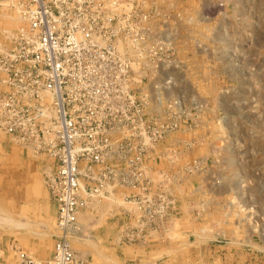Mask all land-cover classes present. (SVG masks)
<instances>
[{"label":"built area","instance_id":"obj_1","mask_svg":"<svg viewBox=\"0 0 264 264\" xmlns=\"http://www.w3.org/2000/svg\"><path fill=\"white\" fill-rule=\"evenodd\" d=\"M120 2L17 0L25 27L0 49V132L55 162L45 184L58 209L50 258L18 250L17 264H92L74 246L79 215L115 195L137 207L120 243H145L173 220L175 199L150 175L172 129L156 96L173 84L169 36L158 54L153 16Z\"/></svg>","mask_w":264,"mask_h":264},{"label":"rangeland","instance_id":"obj_2","mask_svg":"<svg viewBox=\"0 0 264 264\" xmlns=\"http://www.w3.org/2000/svg\"><path fill=\"white\" fill-rule=\"evenodd\" d=\"M118 1L150 12L158 54L167 30L165 50L172 62V88L156 95L165 100L162 116L172 129L157 143L156 170L150 175L175 199L173 220L145 240L158 251L144 259L160 264L178 255L181 264H212L204 260L218 246L220 256L232 252L237 258L223 264H242L246 253L245 262L264 264V0ZM23 27L17 0H0V49ZM21 176L12 180V187L18 186L13 205H0V230L11 234L0 237V264H17L18 250L9 246L14 241L46 260L56 238L50 234L56 228L51 215L39 221L27 212L33 198L23 196L27 183ZM115 196L92 208L104 209V220L122 216L125 223L127 211L135 214L137 207ZM81 213L84 237L74 246L82 255L91 250L98 264L95 250L109 256L107 242L93 231L96 211Z\"/></svg>","mask_w":264,"mask_h":264},{"label":"crops","instance_id":"obj_3","mask_svg":"<svg viewBox=\"0 0 264 264\" xmlns=\"http://www.w3.org/2000/svg\"><path fill=\"white\" fill-rule=\"evenodd\" d=\"M55 168H56L55 162L47 155H36L32 150L28 148H24L23 146L18 144L11 136L0 132V205L2 204L4 206V209L9 208L10 205H13L12 203L13 192L15 191V189L18 188V186L12 187V185L14 184V182L15 183L17 182L16 178H18V173H21L22 175L25 176V178L21 176L22 182L27 183V184L21 183V186L25 184V188H26L25 195L23 196L26 198H28V196L30 198H33L32 205L26 208L27 212L29 210L31 215H35L36 220L39 221L46 218L48 215H51L54 218L53 220L55 226L57 219V211H58L57 204L51 199L45 184V175L48 172L53 171ZM30 175H32V178ZM12 180H13V184H12ZM36 190L38 191L37 194L35 192ZM95 211H96V213H94L95 219L93 221L94 226L92 227L93 231H95V233H98L95 235L96 237L101 238L103 244L104 241L105 243L107 242L105 247L107 248L110 254L109 256H106V254L104 256V252L101 253L100 251L95 250V252L98 253L100 252L102 254V255H98L100 259V262L98 264H108L107 260L104 259V257L106 258L110 257V259L112 260V263L110 264L113 263L127 264L128 262L131 261H138L144 259L145 257H149V256L151 257V255H155L157 253L156 251L158 250L156 249L153 251L154 247L151 243L149 244L140 243L135 245H127L120 243L119 233L123 227L122 226L124 223L123 217L121 216V218L119 217L118 219H116L115 217L110 218L108 216L104 220V209L97 210L96 208H94V212ZM85 216L86 215H82V213H80L79 219ZM5 219H10L11 222L13 220L12 217H8V218L6 217ZM55 232H56V228L54 227V229L50 231L52 239H54ZM0 234H1L0 237L2 239L3 236H9V235L11 236L10 232H8L7 230H5L3 234L0 230ZM9 246L11 249H13L14 247L16 248V250H22L29 253L28 251H26V249L22 247V245L17 244L15 241ZM98 246L99 249L101 250L102 248H104V246H102L101 243L98 244ZM149 248H152V251H149L148 250ZM53 249H54V245L48 258H50L51 254L53 253ZM218 250L219 247L215 246L214 256L208 255L206 256L204 261H207V263L211 262L212 264H223L225 263L226 258L230 259L233 257V260H237V258L234 256L235 253L229 252L226 253L224 257H222L218 253ZM232 251L234 250L232 249ZM87 252L88 253L84 251L83 255L93 264L94 259L93 257L89 256L91 255L92 251L90 250ZM29 254H32V252H30ZM249 259H250L249 254L246 253L244 255V258L242 259V264H249L245 262L246 260ZM199 262L201 264V260H199ZM160 264H181L180 257L178 255L176 258L175 256L170 257L169 259L165 260L164 262H161Z\"/></svg>","mask_w":264,"mask_h":264},{"label":"bare ground","instance_id":"obj_4","mask_svg":"<svg viewBox=\"0 0 264 264\" xmlns=\"http://www.w3.org/2000/svg\"><path fill=\"white\" fill-rule=\"evenodd\" d=\"M103 206H105V205H103ZM15 224V223H14ZM16 225H18V224H16ZM77 241V240H76ZM92 245H93V247H96L97 246V242L96 241H92ZM99 250V249H98ZM99 254L100 255H102L100 252H99ZM117 263V262H116ZM108 264H110V263H108ZM114 264V263H113Z\"/></svg>","mask_w":264,"mask_h":264}]
</instances>
